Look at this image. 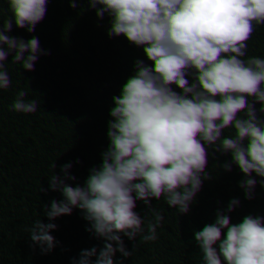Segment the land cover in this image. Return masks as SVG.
Segmentation results:
<instances>
[{
	"label": "trees",
	"instance_id": "1",
	"mask_svg": "<svg viewBox=\"0 0 264 264\" xmlns=\"http://www.w3.org/2000/svg\"><path fill=\"white\" fill-rule=\"evenodd\" d=\"M0 264H264V0H0Z\"/></svg>",
	"mask_w": 264,
	"mask_h": 264
}]
</instances>
